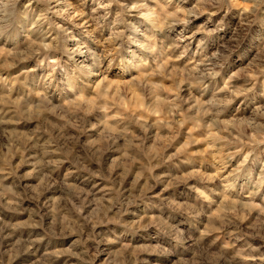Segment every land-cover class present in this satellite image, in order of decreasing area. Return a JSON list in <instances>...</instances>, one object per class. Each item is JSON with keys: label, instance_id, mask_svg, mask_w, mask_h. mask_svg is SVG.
<instances>
[{"label": "rangeland", "instance_id": "obj_1", "mask_svg": "<svg viewBox=\"0 0 264 264\" xmlns=\"http://www.w3.org/2000/svg\"><path fill=\"white\" fill-rule=\"evenodd\" d=\"M49 252L264 264V0H0V264Z\"/></svg>", "mask_w": 264, "mask_h": 264}, {"label": "bare ground", "instance_id": "obj_2", "mask_svg": "<svg viewBox=\"0 0 264 264\" xmlns=\"http://www.w3.org/2000/svg\"><path fill=\"white\" fill-rule=\"evenodd\" d=\"M93 75H97V74L93 73ZM256 188H258V187H256ZM33 245H34V243H30L29 245L26 246V249L24 251H22V252L19 251L18 254H17V258L20 259V258H24L25 256H28L30 254L31 250L33 249ZM46 254H47V256H45L43 258V264H54L55 261H56L54 258L57 257V256L54 253H52V252H49V253H46Z\"/></svg>", "mask_w": 264, "mask_h": 264}]
</instances>
